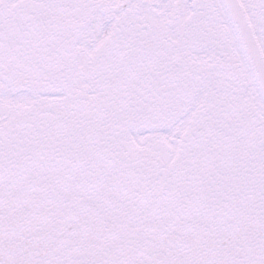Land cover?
Here are the masks:
<instances>
[{"label":"snow or ice","instance_id":"1","mask_svg":"<svg viewBox=\"0 0 264 264\" xmlns=\"http://www.w3.org/2000/svg\"><path fill=\"white\" fill-rule=\"evenodd\" d=\"M0 264H264V0H0Z\"/></svg>","mask_w":264,"mask_h":264}]
</instances>
